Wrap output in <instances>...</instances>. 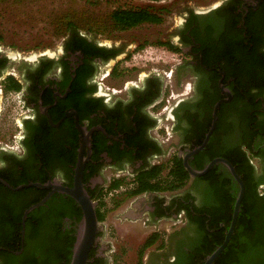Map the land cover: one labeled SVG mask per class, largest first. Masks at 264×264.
<instances>
[{"label": "flooded vegetation", "instance_id": "af4514ba", "mask_svg": "<svg viewBox=\"0 0 264 264\" xmlns=\"http://www.w3.org/2000/svg\"><path fill=\"white\" fill-rule=\"evenodd\" d=\"M181 4L139 7L158 19L134 26H145L134 40H106L98 29L27 51L0 43V264L20 262L4 251L25 248L18 234L27 210L25 234L53 225L76 236L83 211L65 188L80 179L100 222L92 264L113 247L107 214L113 233L149 230L142 246L168 231L165 247L144 262L200 263V224L210 235L222 231L211 221L226 213L238 183L221 161L192 176L185 160L194 170L218 158L235 166L230 157L247 149L264 192V0ZM170 10L178 17L167 21ZM160 48L166 64L156 59ZM183 169L188 179L173 188ZM220 226L226 235L230 225Z\"/></svg>", "mask_w": 264, "mask_h": 264}, {"label": "trees", "instance_id": "16d2710c", "mask_svg": "<svg viewBox=\"0 0 264 264\" xmlns=\"http://www.w3.org/2000/svg\"><path fill=\"white\" fill-rule=\"evenodd\" d=\"M109 18L111 21L108 26H110L111 29L117 30H126L144 21H156L158 19L157 16L152 14L147 8L132 7H118L111 11ZM65 29L67 31L66 33H73V35H78L80 31L79 27L71 21L67 22ZM88 29L94 32L98 30H95L93 27H88ZM247 148L252 151V154H257L250 144L247 145ZM241 153L238 160L230 157V160L235 164L238 173L242 176L246 185L241 211L233 237L226 249L213 264H264V192H260L259 190V185L263 182V179L255 176L253 170L254 166L250 163L251 157L248 156L247 149L244 150V152L241 151ZM178 172L177 175L180 183L174 185L173 188L182 187L189 176L185 169L179 170ZM230 181L231 179L229 178V189ZM233 187L235 188L233 194L230 192L228 194V207L226 213L224 215L215 216L211 221V228H219V230L222 231L210 235L206 225L204 223L200 224V228L204 232L206 238V243L202 249L204 252L202 254L200 252L197 253L196 260L200 261V263L195 264H204L206 257L211 254L225 238V233L223 227L220 226V222H226L227 226L231 223L234 204L239 190L237 184ZM144 189L145 187H142L134 192H140ZM21 228L22 226L20 229ZM18 235L20 243L22 236L21 230ZM157 235L158 234H154L149 237L144 245L141 246L136 264H144V249L157 240ZM32 239L35 240V243L30 242ZM6 240H8L7 237H3L2 241L5 242ZM75 240L76 236L72 234V230L65 232L61 227L57 228L56 226V228H53V225H51L49 229L41 228L35 232L27 230L24 240L26 246L19 256H14L5 251L4 254L13 259H20V262L16 261L10 264H70ZM3 245L13 248L6 243ZM15 249L20 250V244ZM93 255L94 252H91L90 258ZM89 264H92V262ZM98 264H109V262L102 258L101 262Z\"/></svg>", "mask_w": 264, "mask_h": 264}, {"label": "rangeland", "instance_id": "374dc122", "mask_svg": "<svg viewBox=\"0 0 264 264\" xmlns=\"http://www.w3.org/2000/svg\"><path fill=\"white\" fill-rule=\"evenodd\" d=\"M152 0H0V43L7 50L27 51L36 45L52 43L55 39L66 34V24L75 23L80 31L93 35L88 27L101 30L103 39H131L143 35L145 26L134 27L125 31L111 29L109 15L118 7L139 8L149 4ZM180 4L187 1L196 5L217 0H166ZM181 7V6H180ZM178 17L173 10L165 15L167 21ZM111 29V31H110ZM60 39V38H59ZM149 47L148 49L152 50ZM163 48L156 50L157 57L163 64L168 60V53ZM141 52V51H140ZM137 54V53H136ZM150 56V55H149ZM155 56V55H153ZM162 57V58H161ZM139 61L141 57L138 56ZM109 199V196H106ZM106 223L108 231L105 240L113 245L108 252L109 264H136L139 249L150 231L140 228L131 229L127 233H113L112 219L107 214ZM170 228L168 225L162 228ZM112 228V229H111ZM159 229V230H160ZM168 231L164 230L157 235L156 243L151 248H145L143 257L149 254L151 249H163L166 244ZM163 245V246H162ZM146 254V255H145ZM144 261V258H143ZM147 263L146 259L144 264Z\"/></svg>", "mask_w": 264, "mask_h": 264}, {"label": "water", "instance_id": "95a60500", "mask_svg": "<svg viewBox=\"0 0 264 264\" xmlns=\"http://www.w3.org/2000/svg\"><path fill=\"white\" fill-rule=\"evenodd\" d=\"M10 51H16V50H10ZM218 106H219V102L215 106L213 126L211 130L208 132L206 140L204 141V144L207 142L215 126V123L217 120ZM203 146L198 147L196 151L202 148ZM217 161L223 162L228 167L232 176L235 178V180L238 183L239 190H238L235 204H234V210H233L231 223L228 229L226 230L225 238L223 242L211 254H209L206 257L204 264H213L215 260L221 255V253L226 249L227 245L229 244L233 236L235 227L237 225V221H238L239 214L241 211L242 200L244 198L245 190H246V185H245L243 178L241 177V175H239L235 166L227 159H223V158L215 159L210 164H208L206 168L202 170L192 169L186 160H185V165L192 176H200V175L205 174L213 166V164L216 163ZM80 172L82 174V169ZM65 191L68 194H70L79 203L83 211L82 219L76 231V240L74 242L73 253H72L70 264H89L90 252L94 246V243L98 239L97 231L100 226V222L98 220V216L96 212V202L92 200V198L88 195V193L84 189L81 179L76 183L75 187L65 188ZM28 211L29 210L26 211L25 216L23 218L22 238H24V235H25V219H26V214Z\"/></svg>", "mask_w": 264, "mask_h": 264}]
</instances>
